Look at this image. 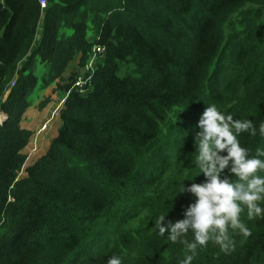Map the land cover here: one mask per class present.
<instances>
[{
  "label": "trees",
  "instance_id": "1",
  "mask_svg": "<svg viewBox=\"0 0 264 264\" xmlns=\"http://www.w3.org/2000/svg\"><path fill=\"white\" fill-rule=\"evenodd\" d=\"M47 2L0 8V264H181L186 246L152 226L192 202L173 193L198 174L203 109L251 120L241 146L264 149V0ZM93 44L105 52L90 90L65 97L58 134L20 176L24 114L56 80L71 89ZM241 220L251 236L230 229L229 252L210 241L192 264H264V218Z\"/></svg>",
  "mask_w": 264,
  "mask_h": 264
},
{
  "label": "clouds",
  "instance_id": "2",
  "mask_svg": "<svg viewBox=\"0 0 264 264\" xmlns=\"http://www.w3.org/2000/svg\"><path fill=\"white\" fill-rule=\"evenodd\" d=\"M193 136L194 166L198 174L191 179H182L179 190L190 193L192 202L183 210L182 218L166 220V215H157L153 230L173 244L186 246L188 254L181 264H192L197 249L211 241L227 253L233 247L229 230L238 231L245 238L251 230L241 220L246 212L248 220L264 218V149L257 148L250 155L242 147L238 137L243 133L255 135L256 129L249 119H234L215 104L205 107L195 125ZM260 131L264 133V125ZM203 175L200 183L184 186L185 180L192 181ZM230 177H235L233 181ZM191 235V240L187 237ZM106 264H122L121 257H108Z\"/></svg>",
  "mask_w": 264,
  "mask_h": 264
},
{
  "label": "crops",
  "instance_id": "3",
  "mask_svg": "<svg viewBox=\"0 0 264 264\" xmlns=\"http://www.w3.org/2000/svg\"><path fill=\"white\" fill-rule=\"evenodd\" d=\"M56 87H57V82L55 81V82H53L51 85H49L48 87H46L45 89H43V90H41L39 93H38V99L35 101V103L32 105V106H30V109H28L27 111H28V113H27V111H26V115H25V117H24V119H22V121H21V126L22 127H24V128H26V129H28V130H30V131H32V136L31 137H33L35 134H34V132H38V130H39V127L43 124V122L44 121H46L47 119H48V117H45V119H43L41 122L39 121V116L40 115H37V114H41L42 113V115H45L44 113H45V111H47V109L49 108V106H51L52 104H53V102H54V100H57L58 98H57V89H56ZM46 97L48 98V97H53L47 104H45V105H49L46 109L44 108V106H41L40 104L42 103V102H44V100L46 99ZM64 97H65V95H64ZM64 97H63V99H64ZM62 99V98H61ZM58 102H59V100H57ZM57 104V103H56ZM35 105V106H34ZM40 109V111H39V113H37V111ZM45 110V111H44ZM60 110V109H59ZM59 110L57 111V112H55L54 113V116H52L53 117V119H52V117L51 118H49L48 120H47V127H46V129L44 130V131H41L40 132V135H42L43 137H49V140H48V142L46 143V148L43 150V152H42V155H44L46 152H47V150H48V148H49V144H50V141L54 138V137H56V135L58 134V129H59V127H60V124H61V122H60V118H59ZM32 112V114H35V112H36V116L34 117V116H30L29 114ZM42 115H41V118H42ZM40 118V119H41ZM44 118V117H43ZM52 119V120H51ZM40 122V123H39ZM44 134V135H43ZM41 136V137H42ZM31 139V138H30ZM29 143H30V141H29ZM28 143V145L26 146V148L24 149V153H26V154H28V152H27V149H28V147H29V144ZM31 154V152H29V154L28 155H30ZM28 155H27V157H28ZM41 155V156H42ZM32 156V155H31ZM28 159V158H27ZM27 159H26V161H27Z\"/></svg>",
  "mask_w": 264,
  "mask_h": 264
},
{
  "label": "rangeland",
  "instance_id": "4",
  "mask_svg": "<svg viewBox=\"0 0 264 264\" xmlns=\"http://www.w3.org/2000/svg\"><path fill=\"white\" fill-rule=\"evenodd\" d=\"M80 71H83V69L82 70H80ZM56 82H57V80H56ZM57 98H58V100H59V102L57 101V100H54V102H53V104L51 105V106H49V105H45L44 106V108L46 109L48 106H49V108L47 109V111H45V115H42V113L41 114H37V115H40L38 118H39V121L41 122L43 119H45V117H48V119L49 118H51L52 116H54V113L55 112H57L62 106H63V103H64V101H65V97L67 96V94H65L66 92L63 90V89H61V88H59L57 91ZM64 95H65V97H64ZM63 97H64V99H63ZM49 98V100L51 99V97H48ZM47 97H46V99H48ZM62 98V99H61ZM38 99V95L34 98V100L32 101V105L35 103V101ZM64 100V101H63ZM49 102V101H48ZM48 102H46V104L48 103ZM57 103V104H56ZM31 105V106H32ZM35 106V105H34ZM28 109H30V107L28 108ZM39 111H40V109L37 111V113H39ZM27 113H28V111H27ZM27 113H25L24 114V117H25V115L27 114ZM30 116H36V112H35V114H32V112L29 114ZM41 115H42V118H41ZM24 117H23V119H24ZM44 117V118H43ZM41 118V119H40ZM47 119V120H48ZM52 119H53V117H52ZM51 119V120H52ZM47 120L46 121H44L43 122V124L39 127V130H38V132L36 131V132H34V136L33 137H31V139H30V145H29V147H28V149H27V152H28V154H29V152H31V154L30 155H28V159H27V161H26V163H25V165H24V167L22 168V170H21V172H20V176H24L25 175V169H26V167L27 166H29V165H31V164H33L39 157H41V155H42V152H43V150L46 148V143L48 142V140H49V137H43L42 135H40V132L41 131H44L45 129H46V127H47ZM39 122V123H40ZM46 123V127L45 128H43V125ZM44 135V134H43ZM42 136V137H41ZM51 142V141H50ZM49 146H50V144H49ZM32 155V156H31Z\"/></svg>",
  "mask_w": 264,
  "mask_h": 264
},
{
  "label": "built area",
  "instance_id": "5",
  "mask_svg": "<svg viewBox=\"0 0 264 264\" xmlns=\"http://www.w3.org/2000/svg\"><path fill=\"white\" fill-rule=\"evenodd\" d=\"M39 4L41 8L44 9L47 6L48 2L47 0H39ZM4 6H5V0H0V8H3ZM104 52H105V47L102 46L101 44L92 45L87 61L83 67V71H81L77 76V78L74 80L71 89L66 92L67 95L72 90H75L81 94H85L90 90L92 86V79L94 75L95 65L102 58ZM14 84L15 81L12 80L10 86H13ZM2 115L3 117L1 122L6 120L7 115L0 110V116ZM45 127H46V123L43 125V128Z\"/></svg>",
  "mask_w": 264,
  "mask_h": 264
},
{
  "label": "bare ground",
  "instance_id": "6",
  "mask_svg": "<svg viewBox=\"0 0 264 264\" xmlns=\"http://www.w3.org/2000/svg\"><path fill=\"white\" fill-rule=\"evenodd\" d=\"M3 116H0V120L2 119Z\"/></svg>",
  "mask_w": 264,
  "mask_h": 264
}]
</instances>
